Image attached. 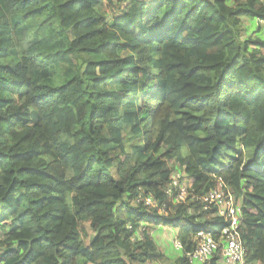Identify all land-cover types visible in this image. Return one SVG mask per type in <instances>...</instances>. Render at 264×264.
Listing matches in <instances>:
<instances>
[{"label":"trees","instance_id":"obj_1","mask_svg":"<svg viewBox=\"0 0 264 264\" xmlns=\"http://www.w3.org/2000/svg\"><path fill=\"white\" fill-rule=\"evenodd\" d=\"M244 20L262 30L264 1L0 0V264H168L153 227L191 264L227 226L202 202L220 183L264 264V37Z\"/></svg>","mask_w":264,"mask_h":264},{"label":"built area","instance_id":"obj_2","mask_svg":"<svg viewBox=\"0 0 264 264\" xmlns=\"http://www.w3.org/2000/svg\"><path fill=\"white\" fill-rule=\"evenodd\" d=\"M181 176L179 173L174 174L172 185L180 187L178 200L183 201L188 189L182 186L184 183L181 182ZM168 193L171 194L172 190L169 189ZM202 202L204 210L216 209L219 216L226 220L227 226L222 231L220 241L203 232L198 234V247L188 255L191 264H208L218 254L221 255V264H246V248L239 231L242 213L232 191L220 183L202 198ZM146 204H152V200L148 199ZM173 245L182 251V244L178 240Z\"/></svg>","mask_w":264,"mask_h":264},{"label":"rangeland","instance_id":"obj_3","mask_svg":"<svg viewBox=\"0 0 264 264\" xmlns=\"http://www.w3.org/2000/svg\"><path fill=\"white\" fill-rule=\"evenodd\" d=\"M243 25H244V29L246 30V37L247 36H255V35H257L259 37H262V38L264 37V25H259V26L262 27V30H260V31H258V23H251V22H249L247 20H244V24ZM243 35L245 36V33H243ZM63 78H65L63 72L58 71L57 72V76L54 78V83L55 84H59L63 80ZM184 180H186V179H184ZM182 186H184L186 188L187 187V181H184V184ZM6 226H7V229H8L9 228L8 225H6ZM83 229H84L83 235H84V233H86L87 236H88V237H84L86 244H88L89 241L91 240V238L94 236V232H92L90 230V227H89L88 224H85L83 226ZM162 240L166 241L167 237L162 236L161 241ZM165 244L167 246L162 245L161 249L167 256H169L168 257L169 259H168L167 263L171 264L173 262V259H174L173 257H175L174 256L175 252H174L173 244H172V242H169V241H166Z\"/></svg>","mask_w":264,"mask_h":264},{"label":"crops","instance_id":"obj_4","mask_svg":"<svg viewBox=\"0 0 264 264\" xmlns=\"http://www.w3.org/2000/svg\"><path fill=\"white\" fill-rule=\"evenodd\" d=\"M151 235H152L153 239L156 241V243L158 244V246L160 248H162L161 247L162 245L167 246L165 244L166 241L172 242V244H174V241L177 240V231L172 229V228H169V227H153L152 231H151ZM162 236L167 237V240L166 241H164V240L161 241ZM173 248H174V245H173ZM174 252H175L174 253L175 257L172 256L174 259H176L177 257L182 256V251H179V250L174 248Z\"/></svg>","mask_w":264,"mask_h":264},{"label":"bare ground","instance_id":"obj_5","mask_svg":"<svg viewBox=\"0 0 264 264\" xmlns=\"http://www.w3.org/2000/svg\"><path fill=\"white\" fill-rule=\"evenodd\" d=\"M246 253H247V251H246Z\"/></svg>","mask_w":264,"mask_h":264}]
</instances>
